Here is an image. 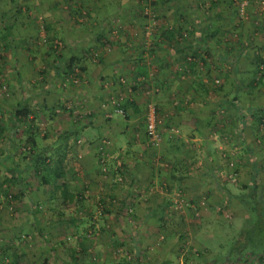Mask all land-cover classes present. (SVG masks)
<instances>
[{
    "label": "rangeland",
    "instance_id": "obj_1",
    "mask_svg": "<svg viewBox=\"0 0 264 264\" xmlns=\"http://www.w3.org/2000/svg\"><path fill=\"white\" fill-rule=\"evenodd\" d=\"M85 1L0 0V123L9 127L8 112L25 96L38 141L53 159L65 154L60 180L74 195L63 196L36 175L25 154V123L12 138L0 129V264H64L49 241L75 264L225 263V240L249 216V196L240 201L234 194L253 184L250 155L264 182V0H87L92 17ZM1 11L10 16L9 28ZM58 13L71 21L64 24ZM78 31L92 67L121 39L131 58L142 49L144 70L157 83L165 73L185 80L186 90L165 96L169 108L158 106L157 142L145 126L144 91L138 119L107 112L114 97L130 99L139 78H99L95 91L103 96L96 104L76 102L65 95L84 81L78 63L74 78L53 62H28L31 50L40 55L34 48L62 53ZM161 46L181 55L171 70L158 67ZM259 64L262 80H252ZM252 106L259 107L240 123ZM172 111L183 120L179 126ZM74 123L81 133L60 137ZM17 147L25 151L16 160L27 192L13 198L20 183L5 178Z\"/></svg>",
    "mask_w": 264,
    "mask_h": 264
},
{
    "label": "trees",
    "instance_id": "obj_2",
    "mask_svg": "<svg viewBox=\"0 0 264 264\" xmlns=\"http://www.w3.org/2000/svg\"><path fill=\"white\" fill-rule=\"evenodd\" d=\"M6 13L5 11H1V17L4 21V25L6 28H9V18L6 19ZM6 19V20H4ZM164 35V34H163ZM167 35V34H165ZM169 35H167L168 37ZM194 55H197V53L194 51ZM257 55V54H256ZM230 63L232 65H236L239 60L238 54H236L234 57L229 59ZM260 60L263 62L264 58L260 57ZM77 58L74 55L66 57L63 61L62 64H64L65 71L71 73L72 75H78L76 73L75 69L78 67L77 64ZM60 66V65H59ZM80 66V65H79ZM62 67V66H61ZM261 67L262 64H259L256 66L255 69H253L252 73V80L255 79H261ZM81 69V67H78ZM259 68V69H258ZM146 70V69H145ZM143 71L142 69L139 70L137 69V72H139V79L137 82H133L132 84V89L133 90H140L144 91L147 97L146 101V106L148 101H152L155 104L156 107V113H157V118H158V123L160 122L159 115H158V105L156 104L155 100H153L152 95L154 93H157L156 91H161V88L163 85H166V79L163 80V85L162 82L158 81L159 78L156 77V80L160 83H157L155 79L147 73V71ZM256 70H258L256 72ZM259 72V73H258ZM122 76H118V80H121ZM166 80V81H165ZM165 87V86H163ZM152 90V91H150ZM174 90V88L172 89ZM170 90V92L172 91ZM158 92V93H159ZM169 92V93H170ZM234 100L236 103L238 99V95L234 94ZM130 104L129 98H126L124 102L121 104L124 110H125L127 105ZM30 104L25 96H23L21 99L17 101V105L14 109L10 110L8 113V122H9V127L3 126L4 122L0 123V129L2 128H7L8 130V138H12L17 127L15 126H21L22 123H25V127L29 130V132L26 135L25 142L27 144V147L25 148L28 153L26 154L27 161L31 164L34 165V171L36 175L40 178L41 182L44 184H50L53 189H59L60 194L63 196H74L72 193H69L67 190V184L65 181L60 180L61 176V165L60 163L62 162L65 154L62 156H56V158L53 159V156H51L50 149L47 148V144L45 143H40L38 141V133H33L35 125L33 124L34 119L32 116L29 115L30 111ZM113 104L110 105V109L107 110V112H114L113 109ZM259 106H252L249 107L246 111V114L240 118V123H242V118H245L248 114H251L250 111L252 109H257ZM239 108V107H236ZM29 119V121H28ZM27 123V124H26ZM145 126H146V115H145ZM82 131V126H78V124H75L70 127V128H65L63 131L60 132V137L62 135H65L66 137L69 135H79ZM241 133V132H240ZM40 137V136H39ZM18 149L15 148V150L12 152L14 153V157L11 163L10 167H7L6 171L10 176H7L5 179L8 181L14 180L20 183L22 180L21 176V171L18 169L17 165V160L16 157H22L23 154H19L21 151L16 150ZM3 153V151H2ZM10 154V153H9ZM12 156V155H10ZM253 157L250 155V159L253 161V174H252V182L253 184L249 187V190L247 192H241V193H235L234 196L238 200H243V196H249L250 200V211H249V216L245 218L243 224L240 226L238 229L237 233L235 235L230 236L227 238L225 247H226V261L223 264H264V191L262 189L258 190V186H264V182L260 181V176L258 173V170L255 167V160L252 159ZM5 163V161H3ZM9 165V164H8ZM27 192V189L25 190V185L18 184L16 186V191L12 193L13 198H19L20 195H24ZM33 203V202H31ZM34 219L36 221L37 218L34 216ZM49 246H51V253L55 257L57 261H60L64 264H75L72 261H67L62 259L59 254L56 251V247L52 242H48ZM221 252L219 251L220 255ZM254 256V259L250 261L249 256ZM238 256H242L243 260L237 259ZM231 261V262H230Z\"/></svg>",
    "mask_w": 264,
    "mask_h": 264
},
{
    "label": "crops",
    "instance_id": "obj_3",
    "mask_svg": "<svg viewBox=\"0 0 264 264\" xmlns=\"http://www.w3.org/2000/svg\"><path fill=\"white\" fill-rule=\"evenodd\" d=\"M121 1V0H120ZM103 2H105L103 0ZM51 5H54V2H50ZM86 6L85 9L89 10V12L91 13L90 17H92V15H95L96 12L94 10V6L93 4L87 0L85 1ZM83 4V3H82ZM90 4H92V7H90ZM80 6V3L77 4ZM80 8H82V6H80ZM106 13V12H105ZM57 19H62L63 23L65 24L68 23V20H70V16H63V15H59V13L57 14ZM71 21V20H70ZM82 33V31H78L77 33H74L73 36H71L72 38L68 39V45L65 47V50L62 51V53L57 54L56 56H52L51 55V49L49 47H41L39 51H37V48L35 49V52L39 53L41 55V57L38 58L34 57L32 55L34 50H31V53L29 55V57H27V59H29V63L35 64L38 63H50L53 62L55 64V66L57 68H63L64 64H62V61L68 57L67 52L69 53L68 55H74L77 58V62L80 65L79 67H81V71L83 73V78L82 80L83 83L82 85L79 86V88H72L70 89L66 96L67 100H72L75 99L76 102H79L81 99L85 100L86 102H90L88 100H90L91 98L92 101L94 100V104H96V100H98L99 98H101L103 95L101 94V92L95 91V81L99 82V78H106L108 80H112L114 78V75H117L119 73H126V76L131 77L132 79H138L139 77V72H137V69L139 70H147V67L145 65V54L142 53V49H139V52H137V55H134V58H131L129 51L126 47L125 44H122L121 42L123 40H119L117 41L114 45V53L110 54L107 51H105L104 53L102 52V56H104L101 61L97 64H94L93 67L90 65L89 63V59L87 57V53L85 51V49H82L81 46L78 44L80 41H82V39L80 38V34ZM103 34V33H102ZM100 34V37L101 35ZM164 38H168L167 36L164 35ZM127 49V50H126ZM113 51V50H112ZM66 54H63V53ZM107 52V53H106ZM111 52V51H110ZM159 53L158 54V60H159V64L158 67L161 70L170 68L173 64V62L175 61V59H179V57H181V55H178L179 52L175 54H173V52L171 50H168L167 48H165L164 46H161V48L159 49ZM176 57V58H175ZM25 60V57L23 58ZM25 62V61H24ZM181 62V61H179ZM26 63V62H25ZM134 64V68L131 69L132 67H130V64ZM60 65V66H59ZM177 66V64H174L172 68H174V66ZM62 66V67H61ZM175 66V67H176ZM171 70V68H170ZM120 71V72H119ZM173 74L176 73V71H172ZM82 76V75H81ZM134 76V77H133ZM136 77V78H135ZM163 77H167V81H166V85L164 87V94L162 95H158L155 97V102L157 103V105L159 106V108H163L164 110L166 108H169V102L167 100V98L165 97L166 95H169L168 93L170 92V90H172L173 88H182V90H186L185 89V82L183 83L182 79H176L174 76H171L170 74H163ZM101 80V81H102ZM107 80V82H108ZM114 81V79H113ZM116 81V80H115ZM137 81H134V83ZM193 81L191 80V83ZM112 87H116V85H112ZM120 87L116 88L117 92L115 94H120L119 91ZM131 97H130V104L127 105L126 107V116L129 121H133L135 119H138V112L142 111V108H140L141 103H142V94L140 90L136 89L133 90L132 86H131ZM130 91V90H129ZM128 93V92H127ZM121 97V96H120ZM122 98V97H121ZM145 99V98H144ZM195 109H197V107H194ZM95 109V108H94ZM143 113V111H142ZM100 114V113H99ZM165 114L169 115L168 112H165ZM173 116V124L175 126H179V122L183 121L182 119L179 120V116L177 114H175L172 111ZM97 112H92L90 115V119L96 117ZM129 116V117H128ZM175 117H176V121H175ZM171 120V119H170ZM140 123V122H139ZM134 125H138L136 122H134ZM79 126V125H78ZM185 139V138H184Z\"/></svg>",
    "mask_w": 264,
    "mask_h": 264
},
{
    "label": "built area",
    "instance_id": "obj_4",
    "mask_svg": "<svg viewBox=\"0 0 264 264\" xmlns=\"http://www.w3.org/2000/svg\"><path fill=\"white\" fill-rule=\"evenodd\" d=\"M77 71V68L75 69ZM74 78H77L76 75H73ZM123 81L124 78H121ZM152 91V90H150ZM112 104H113V111L114 113H124L123 107H122V102L120 97H114L112 99ZM113 112H111L112 114ZM145 115H146V129L151 137L152 141L157 142L160 138V133L157 128V123H158V118H157V113H156V107L154 102L148 101L147 106L145 109Z\"/></svg>",
    "mask_w": 264,
    "mask_h": 264
}]
</instances>
